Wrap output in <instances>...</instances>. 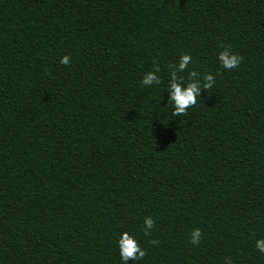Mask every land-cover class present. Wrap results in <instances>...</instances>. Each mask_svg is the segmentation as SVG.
Wrapping results in <instances>:
<instances>
[{"label":"trees","instance_id":"obj_1","mask_svg":"<svg viewBox=\"0 0 264 264\" xmlns=\"http://www.w3.org/2000/svg\"><path fill=\"white\" fill-rule=\"evenodd\" d=\"M123 232L127 264H264V0H0V264H122Z\"/></svg>","mask_w":264,"mask_h":264},{"label":"clouds","instance_id":"obj_2","mask_svg":"<svg viewBox=\"0 0 264 264\" xmlns=\"http://www.w3.org/2000/svg\"><path fill=\"white\" fill-rule=\"evenodd\" d=\"M191 59L192 58L187 54L182 55L179 58V70L183 71L185 68H187L191 62ZM218 60L223 68L232 69L240 64L241 57L230 50L225 49L219 53ZM59 63L68 65L70 63V57L67 55L61 57ZM156 71H159V69H156ZM192 75H195V73L193 72ZM203 79L206 81L203 87L211 88L212 83L214 82V77L211 74H208ZM154 81L158 82L157 76L155 71H150L144 75L141 83L143 85H151ZM169 92V101L171 102L172 108L174 109L173 115L179 116L184 114L190 106L196 104L197 97H199L201 93V85L199 81L194 80L188 83L187 86H183L181 83L177 82V77L174 71ZM143 222L147 229L153 227V221L151 218L145 217ZM145 235H148V233L145 232ZM190 239L193 244H199L201 232L198 228L192 230ZM150 243L155 245L158 243V241H150ZM117 245L122 264H127L130 259L134 261L142 259L146 254L145 251L139 246V242L135 236L131 235L129 232H123L120 235L119 239L117 240ZM256 247L260 252H264V239L256 240ZM225 264H231V260L226 259Z\"/></svg>","mask_w":264,"mask_h":264}]
</instances>
